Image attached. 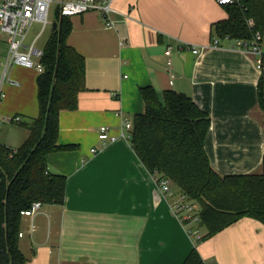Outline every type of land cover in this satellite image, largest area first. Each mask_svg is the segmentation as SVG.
Segmentation results:
<instances>
[{"label":"crops","instance_id":"crops-1","mask_svg":"<svg viewBox=\"0 0 264 264\" xmlns=\"http://www.w3.org/2000/svg\"><path fill=\"white\" fill-rule=\"evenodd\" d=\"M112 8L110 27L97 12L69 18L67 43L84 59L85 90L75 111L59 114L57 143L76 148L47 157L48 173L66 178L64 201L22 218L24 264H182L194 247L205 264H264L262 223L244 217L197 241L188 229L199 237L206 230L183 222L172 209L180 191L171 185L174 195L163 194L120 137L122 124L144 112L140 89L152 88L160 100L174 91L209 117L204 149L217 175L260 174L264 137L257 84L264 82V30L257 69L258 56L234 49L230 40L210 46L212 25L226 18L216 0H113ZM40 30L31 43L42 51L35 47ZM4 55L0 145L15 149L29 135L22 125L38 116L39 74L13 64L3 77ZM14 117L20 123H7ZM102 126L114 142L98 140Z\"/></svg>","mask_w":264,"mask_h":264},{"label":"trees","instance_id":"trees-1","mask_svg":"<svg viewBox=\"0 0 264 264\" xmlns=\"http://www.w3.org/2000/svg\"><path fill=\"white\" fill-rule=\"evenodd\" d=\"M226 18L212 25L218 41H240L246 48L255 33L264 30V0H234L222 5ZM55 29L41 51L42 73L37 77L38 116L22 126L28 138L18 148L0 145V264H24L19 250L21 212L33 203L61 205L66 178L47 171L48 155L73 150L57 143L59 114L77 109L85 90L84 59L67 43L70 19L54 12ZM251 23V24H250ZM213 39V38H212ZM219 46V43H218ZM139 94L144 112L133 116L130 144L151 174L171 185L198 206V227L211 238L247 217L264 225V150L260 174L219 176L210 166L204 144L209 117L187 96L166 91L160 100L152 88ZM257 102L263 115L264 82L257 84ZM182 264H205L194 247Z\"/></svg>","mask_w":264,"mask_h":264},{"label":"built area","instance_id":"built-area-1","mask_svg":"<svg viewBox=\"0 0 264 264\" xmlns=\"http://www.w3.org/2000/svg\"><path fill=\"white\" fill-rule=\"evenodd\" d=\"M113 0H0V32L8 35L7 39V55L3 63V77L9 66L16 64L18 66L33 69L38 74L42 73V66L39 63L41 57V51L34 48L35 41L29 44L27 47L24 46L25 38L30 26L37 23L41 26L40 34L48 24L47 17L50 11L51 4H54V10L59 11L60 16L71 18L74 16H80L88 12H97L101 15L106 27L112 26L110 16L114 13L112 8ZM217 4L222 6L226 4H232L234 0H216ZM251 24V23H250ZM262 35L257 32L254 34L252 41L245 48L244 44L240 41L234 42V49L247 51L258 56L256 61V68H261V50L260 43ZM218 39L214 38L211 40V47L217 48ZM193 55L197 57L200 55V49L195 46L187 45ZM21 49H25L24 52H20ZM169 57L170 50L167 49L165 54ZM169 66V63H167ZM1 87V79H0ZM2 93L0 91V100ZM21 119L14 117L13 119L7 120L9 124H18ZM4 119L0 117V129ZM132 130V123L125 121L121 126L120 137L125 140H130ZM108 127L102 126L98 129V140L102 145L108 142H114L115 137L108 135ZM92 153L95 149L91 150ZM161 190V192L169 197L173 196V190L171 189V182L167 178H159L157 174L152 175ZM41 208L40 203H33L28 210L20 213L21 217L32 218ZM172 209L176 214L180 215L183 222L186 223H198V209L192 204L187 197L180 193L177 196V200L172 205ZM30 233L33 232V226H30ZM189 236H194L196 240L200 237L197 235L196 230L188 229ZM18 237H22V233L19 232Z\"/></svg>","mask_w":264,"mask_h":264},{"label":"rangeland","instance_id":"rangeland-1","mask_svg":"<svg viewBox=\"0 0 264 264\" xmlns=\"http://www.w3.org/2000/svg\"><path fill=\"white\" fill-rule=\"evenodd\" d=\"M54 8V4H51L50 6V11L48 13V17H47V21L48 24L45 26V29L43 31V33L41 34V36L38 38V40L36 41V48H43V45L46 43L49 35H50V31H51V27H52V23H54V14L52 13V9ZM40 30V25L37 23H34L30 26L25 41L24 43L26 45L30 44L31 41L34 39V37L36 36L37 32ZM7 39H8V35L5 33L0 32V54L3 56V54L6 55V43H7ZM4 55V57H5Z\"/></svg>","mask_w":264,"mask_h":264},{"label":"water","instance_id":"water-1","mask_svg":"<svg viewBox=\"0 0 264 264\" xmlns=\"http://www.w3.org/2000/svg\"><path fill=\"white\" fill-rule=\"evenodd\" d=\"M55 27H56V24H55V23H53V25H52V29H55Z\"/></svg>","mask_w":264,"mask_h":264}]
</instances>
